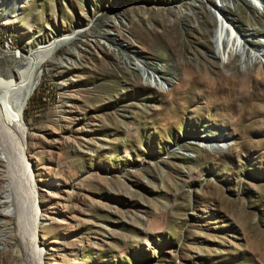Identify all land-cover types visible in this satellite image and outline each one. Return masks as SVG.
<instances>
[{"label": "rangeland", "instance_id": "374dc122", "mask_svg": "<svg viewBox=\"0 0 264 264\" xmlns=\"http://www.w3.org/2000/svg\"><path fill=\"white\" fill-rule=\"evenodd\" d=\"M262 2L0 0L1 77L71 38L34 64L19 118L42 264H264V77L213 42L217 4L262 50ZM15 222L0 214V264H26Z\"/></svg>", "mask_w": 264, "mask_h": 264}, {"label": "bare ground", "instance_id": "6f19581e", "mask_svg": "<svg viewBox=\"0 0 264 264\" xmlns=\"http://www.w3.org/2000/svg\"><path fill=\"white\" fill-rule=\"evenodd\" d=\"M252 1L255 3L260 1L263 4L262 0ZM213 6V15L220 22L213 37L214 47L217 49L216 57L223 64H228L233 56L238 55L241 64L248 65L251 69L257 65L256 75L264 77V44L261 45L263 47L261 50L253 43H249L248 38L243 33L244 30L240 27H235L223 15L221 8L217 4ZM218 15L224 18L226 24L218 18ZM231 28L233 31L230 30ZM64 39H71L70 35L57 36L50 42L33 48L26 55H19L21 58L19 64V69L21 68L19 71L20 77L17 78L16 75L18 73L15 74L14 71H10L7 77L0 76V154H3L0 164L6 167V177L4 180L6 185L0 187V207L9 209L6 214H3V212H0V214L10 217V219L12 217L15 218L18 231L13 232L11 237L4 240L7 247L11 248L17 256L22 257L24 253L26 254V264H42L41 249L39 250L37 246L36 230L43 222L41 219L44 218L38 213L35 205L36 200L33 195L31 196L29 173L21 151L27 135L22 132L19 118L21 117L23 120V105L26 103L29 90L33 87L31 71L34 68V64L40 62L46 55L54 52L57 46L65 41ZM262 42H264L263 39L259 43ZM261 61L262 64H259ZM136 66L138 69L144 70V75L150 80L149 83L155 82L156 85L158 84L156 76L151 74L153 71L152 67L145 62L142 65L137 64ZM22 122L24 123V120ZM206 140L203 142L208 145L213 144V142ZM223 144L217 145L218 147H223ZM25 185L29 188L28 206L22 204V200L19 201L17 192V188ZM28 208L29 210H27ZM28 211H31L29 217L26 215ZM16 236L20 241L19 243H13V247L11 240ZM23 245L26 246L25 250H23Z\"/></svg>", "mask_w": 264, "mask_h": 264}, {"label": "built area", "instance_id": "2783aa9c", "mask_svg": "<svg viewBox=\"0 0 264 264\" xmlns=\"http://www.w3.org/2000/svg\"><path fill=\"white\" fill-rule=\"evenodd\" d=\"M164 82H165V81H164ZM165 84H166V82H165ZM165 84H163V86H162L163 88H164ZM166 86H167V85H166ZM166 86H165V88H166Z\"/></svg>", "mask_w": 264, "mask_h": 264}, {"label": "trees", "instance_id": "16d2710c", "mask_svg": "<svg viewBox=\"0 0 264 264\" xmlns=\"http://www.w3.org/2000/svg\"><path fill=\"white\" fill-rule=\"evenodd\" d=\"M23 119H24V117H23Z\"/></svg>", "mask_w": 264, "mask_h": 264}]
</instances>
